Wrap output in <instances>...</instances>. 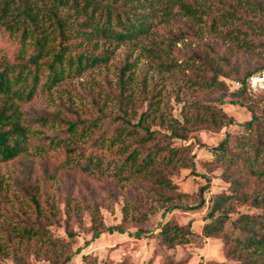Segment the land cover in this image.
<instances>
[{
    "label": "trees",
    "instance_id": "1",
    "mask_svg": "<svg viewBox=\"0 0 264 264\" xmlns=\"http://www.w3.org/2000/svg\"><path fill=\"white\" fill-rule=\"evenodd\" d=\"M193 2L0 0V32L14 47L12 52L0 53V166L27 159L31 153L43 155L63 148L64 163L76 165V171L92 174L89 169L92 165L96 168L104 165L107 170L97 173L104 180L137 185L158 200L163 197L172 201L184 195L177 191L173 176L182 168L197 175L195 153L191 149L192 140L198 139L196 133L239 124L242 131L238 134L232 136L227 129L216 145L206 147L230 184V193L212 199L208 217L213 219L204 226L206 235H224L229 260L208 264H264V121L256 113V106H247L250 120L236 122L224 112L222 105L226 100L220 96L207 108L208 116L198 113L180 121L159 107L152 88L149 95L143 96L147 103L145 110L138 111L131 86L133 64L128 56L118 68L114 90L111 88L114 82L110 80L106 81L110 90L96 83L98 91H90L85 102L79 106L72 101L57 104L53 112L39 108L36 103L43 94L51 96L62 81L109 63L115 53L113 44L140 39L151 31L160 16L172 18L181 11L188 17L202 13L204 10ZM226 7L228 17L241 22L231 24L224 35L243 53L252 51L256 43L264 49V0H226ZM207 48L210 53L201 57L211 73L207 80L214 84L221 76H227L240 83L233 96L241 100L233 98L229 100L231 104L245 106L250 91L264 93L252 89L247 82L251 74L264 71V64L241 72L238 65L231 64L232 57L227 52H221L213 44ZM146 85L144 78L142 86ZM108 100L115 111H108ZM31 186L24 191L34 208V216L25 214L13 226L6 223L1 227L0 251L13 253L15 264H23L16 250L24 244L37 249L39 243L48 246L59 243L49 235L43 201ZM204 189H200L201 194ZM4 195L0 194L5 200ZM234 201L259 211H237ZM204 202L201 199L189 208H198ZM183 207L188 206L172 204L168 211ZM227 222L231 224V232L224 229ZM107 231L125 230L111 226ZM188 231L166 224L159 233L165 241H172ZM141 233L137 230L129 234L139 238ZM99 236L97 231L92 239ZM80 250L58 261L67 264ZM171 262L169 259L167 264Z\"/></svg>",
    "mask_w": 264,
    "mask_h": 264
},
{
    "label": "rangeland",
    "instance_id": "2",
    "mask_svg": "<svg viewBox=\"0 0 264 264\" xmlns=\"http://www.w3.org/2000/svg\"><path fill=\"white\" fill-rule=\"evenodd\" d=\"M193 5L204 11L192 17L185 16V11L172 18L161 14L151 31L140 39L113 44L115 53L109 63L62 81L51 96L41 95L36 100L37 106L50 112L55 111L57 104L71 101L79 106L87 100L90 91H98L96 83L110 90L106 84L109 80L114 82L111 87L114 90L118 68L128 56L133 64L131 86L138 111L145 110L147 103L143 96L149 95L153 88L159 107L180 121L198 113L208 116L207 108L220 96L226 100L222 105L224 112L236 122L251 119L248 104L256 106V113L264 121V93L250 91L245 106L231 104L229 100L233 98L241 100L233 96L237 86L234 79L221 76L218 82L211 84L207 80L211 73L201 61V57L210 53L207 45L213 44L231 55V64L238 65L244 72L264 64V49L256 43L252 51L243 53L224 35L231 24L241 22L228 17L226 0H194ZM13 50L11 42L0 32V53ZM144 78L147 79L146 87L142 86ZM112 104L108 100L109 112L116 110ZM227 129L232 136L242 131L239 124H233L218 131L203 129L196 133L199 141L192 140L191 149L195 153L197 175L182 168L173 176L177 191L184 195L172 201L163 197L158 200L137 185H118L104 180L97 175L99 170H107L104 165L100 168L92 165L89 168L92 174L76 171V165L64 163L63 148L43 155L31 153L27 159L2 164L0 194L7 196L4 195L5 200L0 196V240L3 238L2 225L13 226L25 214L34 216V208L24 191L32 185L43 201L49 235L59 243L56 246L39 243L37 249L22 245L16 250V256L21 257L23 264H61L58 258L62 260L78 248L80 253L74 254L67 264H167L169 259L171 264H208L209 261L229 260L224 235L204 232V226L213 219L208 217L212 199L218 194L230 193V184L223 178L222 169L206 149L216 145ZM207 178L210 179L208 185ZM202 187L205 188L203 194L200 193ZM201 199L205 202L200 207L189 208ZM172 204L188 207L168 211ZM234 206L237 211H259L237 201ZM166 224L189 231L165 241L159 230ZM111 226H120L125 231H107ZM231 228L229 222L224 226L228 232ZM137 230H141V237L129 234ZM97 231L100 236L92 239ZM69 232L74 235L71 237ZM0 264H15L13 253L0 251Z\"/></svg>",
    "mask_w": 264,
    "mask_h": 264
},
{
    "label": "built area",
    "instance_id": "3",
    "mask_svg": "<svg viewBox=\"0 0 264 264\" xmlns=\"http://www.w3.org/2000/svg\"><path fill=\"white\" fill-rule=\"evenodd\" d=\"M249 86L254 90H264V71L260 73L251 74L247 80ZM240 85L239 82L236 83Z\"/></svg>",
    "mask_w": 264,
    "mask_h": 264
}]
</instances>
